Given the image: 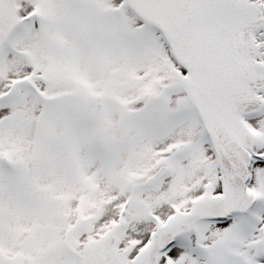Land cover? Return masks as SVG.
Segmentation results:
<instances>
[{"label":"snow or ice","instance_id":"snow-or-ice-1","mask_svg":"<svg viewBox=\"0 0 264 264\" xmlns=\"http://www.w3.org/2000/svg\"><path fill=\"white\" fill-rule=\"evenodd\" d=\"M0 264H264V0H0Z\"/></svg>","mask_w":264,"mask_h":264}]
</instances>
